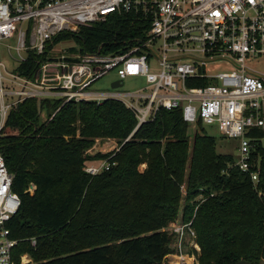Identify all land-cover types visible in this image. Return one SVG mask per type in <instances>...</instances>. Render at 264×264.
<instances>
[{
    "label": "trees",
    "instance_id": "1",
    "mask_svg": "<svg viewBox=\"0 0 264 264\" xmlns=\"http://www.w3.org/2000/svg\"><path fill=\"white\" fill-rule=\"evenodd\" d=\"M147 25L112 16L54 42L72 38L80 51L112 53ZM59 105L23 101L10 111L0 138L11 191L20 200L6 223L17 241L15 264L23 254L32 264H163L174 252L165 228L175 220L183 185L186 220L197 206L191 220L196 264L264 260V129L251 132L258 139L253 186L233 157L216 152L214 138L198 132L199 123L189 141L190 126L178 109L159 110L134 130L133 114L118 101H70L50 119ZM95 138L115 139L119 150L96 155L113 165L90 176L83 167Z\"/></svg>",
    "mask_w": 264,
    "mask_h": 264
},
{
    "label": "built area",
    "instance_id": "2",
    "mask_svg": "<svg viewBox=\"0 0 264 264\" xmlns=\"http://www.w3.org/2000/svg\"><path fill=\"white\" fill-rule=\"evenodd\" d=\"M112 16L148 25L141 36L112 53H101V47L80 51L75 41L68 48L59 47L64 40L54 42L62 33H78ZM10 39L14 45L6 48L8 54L15 53V67L5 76L0 71V138L10 111L29 99L38 106L43 100L60 101L50 119L70 101L99 105L115 100L133 114L134 130L152 121L159 110L178 109L187 125L215 124L221 135L238 140L233 166L246 173L253 186L258 182L251 163L258 139L251 132L264 129V76L246 61L264 55V0H0V46ZM219 64L227 71L214 73ZM112 71L117 75L112 91L90 89ZM125 78L143 79L144 85L117 92ZM114 82L119 86L113 88ZM111 165L101 160L85 173L96 176ZM11 185L12 175L0 153V264H15L17 241L10 238L6 223L20 200ZM34 189L31 184L28 191ZM185 229L193 240L189 225L176 231L180 240ZM191 246L199 251L194 242ZM19 264L32 261L23 254Z\"/></svg>",
    "mask_w": 264,
    "mask_h": 264
},
{
    "label": "rangeland",
    "instance_id": "3",
    "mask_svg": "<svg viewBox=\"0 0 264 264\" xmlns=\"http://www.w3.org/2000/svg\"><path fill=\"white\" fill-rule=\"evenodd\" d=\"M74 44L76 43H74L73 39H66L59 44V47L68 48ZM6 45L13 46L14 41L12 39L7 40L4 42V45L0 46V62L4 66V68H1L0 71L4 76H5V71L11 73V71L15 67L14 61L12 59L13 57H15V53L12 50L11 53L8 54ZM246 65L250 69L257 71L264 76V55H261L260 57L253 59L251 61L247 60ZM223 71H227V67L225 65H220V64L214 65L213 67L214 73H220ZM115 80H117L116 72L115 71L109 72L105 76L101 77L96 82H94L91 85L90 89L99 92L112 91L110 84ZM122 83H123L122 87L117 89L116 90L117 92H131L137 90L138 88L144 85V80L135 79V78H125L122 81ZM189 126L190 128L188 129V135H189V141H191L192 135L196 128H194L192 125ZM198 132L214 138L215 150L218 154L230 155L236 160L237 157L236 147L238 145V140L228 139L223 135H221L218 130V126L215 124L203 125L201 129L198 130ZM94 145H96V149L93 150L90 154H87L89 158L84 163V167H83L84 172L87 167L98 165L101 162V160H104V159H98L96 155H106L109 153H113L112 150H114L115 147L119 146L118 142L115 139H111V138H95L92 146ZM141 168H143V166ZM185 195H186V190L183 185L181 187V199L178 203V211L175 216V220L170 222L165 228V231L169 235H172L173 237L172 248L174 252L165 257L163 264H173V263L185 264L184 260L182 259L179 260V257H184L186 259H189L190 264H196V257L194 254L195 252H199V251L196 250L193 246H191L193 242L197 245L196 235L195 238L192 240L189 232L187 231V229H185L183 231V235L180 240V235L177 234L176 232L179 228L184 227L185 225H189L190 228L194 231V229L191 226V220L194 217V213L197 209V206L196 205L194 206L191 219L186 220L184 215L186 213L185 209L188 203L186 202V200H184ZM195 201L198 203L201 202L202 197L197 196L195 198ZM191 204L192 203H189V205ZM260 264H264V260L261 261Z\"/></svg>",
    "mask_w": 264,
    "mask_h": 264
},
{
    "label": "water",
    "instance_id": "4",
    "mask_svg": "<svg viewBox=\"0 0 264 264\" xmlns=\"http://www.w3.org/2000/svg\"><path fill=\"white\" fill-rule=\"evenodd\" d=\"M119 86V83L118 82H114L113 84H112V87L113 88H116V87H118ZM236 264H249L248 262H246V261H239V262H237Z\"/></svg>",
    "mask_w": 264,
    "mask_h": 264
},
{
    "label": "bare ground",
    "instance_id": "5",
    "mask_svg": "<svg viewBox=\"0 0 264 264\" xmlns=\"http://www.w3.org/2000/svg\"><path fill=\"white\" fill-rule=\"evenodd\" d=\"M177 258H178V257H177ZM177 258H176V259H177ZM180 259L184 260V263H185V264H190V260H189V259H186V258H184V257H179V260H180ZM171 262H172V261H171ZM177 262H178V261H177ZM178 263H179V262H178ZM173 264H174V263H173Z\"/></svg>",
    "mask_w": 264,
    "mask_h": 264
}]
</instances>
